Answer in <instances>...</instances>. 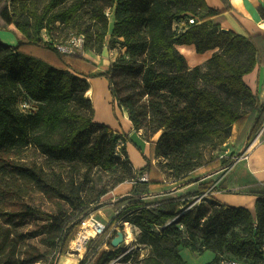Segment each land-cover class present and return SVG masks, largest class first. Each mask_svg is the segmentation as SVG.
<instances>
[{
    "label": "trees",
    "instance_id": "trees-1",
    "mask_svg": "<svg viewBox=\"0 0 264 264\" xmlns=\"http://www.w3.org/2000/svg\"><path fill=\"white\" fill-rule=\"evenodd\" d=\"M39 1L0 0V30L13 25L22 35L16 45L0 41V264H57L89 217L90 203H98V195L83 196L79 185L63 179L50 162H82L114 173L99 195L133 181L129 194L111 204L114 216L104 233L88 239L77 264H188L181 248L212 251L204 264H215L222 253L264 264V182L238 187L227 178L215 186L209 180L185 195L148 196L151 185L162 181L154 159L177 181L199 167L215 171L226 166L228 159L211 154L233 126L247 143L259 133L264 141V100L259 102L243 80L261 56L256 37L221 29L219 17L231 10L228 0H220L222 10L205 0ZM86 6L92 23L83 26L80 11ZM258 9L264 16V7ZM178 20L186 21L187 30L177 31L173 23ZM68 27L83 35L84 44L64 54L54 47L53 32ZM105 37L107 43L120 42L124 52L107 70L96 71L83 54L100 52ZM23 44L54 51L58 64L26 54ZM180 44L212 53L203 65L189 67ZM98 76L107 80L112 108L116 102L134 130L146 129L148 136L161 131L149 144L148 158L138 147L145 165L135 171L126 135L93 121L87 79ZM21 102L28 106L21 109ZM119 139L123 145L117 152ZM27 147L42 154L46 164L19 161ZM143 173L147 181L138 180ZM207 191L253 195L254 208L213 197L190 205L193 196ZM123 217L139 228V243L149 247L141 259L137 251L117 258L122 249L110 244L116 230L104 240Z\"/></svg>",
    "mask_w": 264,
    "mask_h": 264
},
{
    "label": "crops",
    "instance_id": "crops-1",
    "mask_svg": "<svg viewBox=\"0 0 264 264\" xmlns=\"http://www.w3.org/2000/svg\"><path fill=\"white\" fill-rule=\"evenodd\" d=\"M205 2L207 6L211 8L217 10L223 9V5L220 0H205ZM228 2L231 6V10L219 17L220 26L226 31L230 30L245 37H256L261 62L256 63L250 72L244 74L243 80L257 96L258 101L262 102L264 100V16L260 14L258 8L264 7V0H228ZM21 37V33L13 25H10L9 30L7 31H0V41L6 44L16 45ZM177 48L185 56L187 65L190 67L197 65L202 61L204 62L212 53V50L196 53L193 44H180ZM109 53L110 52L106 47H104L100 53L87 49L84 51V58L95 64L96 71H105V67L103 65L100 66V64L107 63L104 65H109L110 61H113L114 58L109 56ZM87 81L89 88L86 94L91 99L94 108L93 121L109 126L116 133L122 135L125 134L127 138L125 141V147H127V145L132 148L135 147V150H131V153L133 154V161H131L132 166L134 169L141 168L145 165V159L139 153L138 147H141L143 154L148 158L150 152L149 144L150 142L156 141L159 134L155 135V138H152V140L147 143V141L142 139L140 130H134L127 113L122 108H112L110 95L107 89V80L104 77L98 76L88 78ZM101 87L104 88L103 96L105 107L102 105V109L104 107V110L99 112L94 100L101 95L98 93V89ZM155 160L156 159H154L152 163L153 166L159 170L162 181L161 183L151 185L148 193L149 197L157 198L163 195H185L189 192L196 191L199 184L202 182H207L209 180L214 182L216 178H210L218 176V173L216 172L217 170H215L211 171L205 178H200L198 180L196 179L189 182H184L182 180L176 181L169 178L164 172H162L155 163ZM239 162H244L245 165H243V168L237 169L236 164ZM239 162L235 163L231 167L233 168V176L230 178V180L232 179V183L235 182L238 187H246L254 182H264V141L261 142L260 139H257V142H255L250 149L247 159ZM192 173L193 171L190 174ZM188 177L189 175L186 178ZM225 177L226 176L224 175L221 179H224ZM132 185L133 181L120 183L114 188V194L118 195L117 198L125 196L129 194ZM205 193L203 195L193 196L192 199L213 197L221 203L231 206H243L249 209L254 208L256 200V197L253 195L227 193L226 191Z\"/></svg>",
    "mask_w": 264,
    "mask_h": 264
},
{
    "label": "rangeland",
    "instance_id": "rangeland-1",
    "mask_svg": "<svg viewBox=\"0 0 264 264\" xmlns=\"http://www.w3.org/2000/svg\"><path fill=\"white\" fill-rule=\"evenodd\" d=\"M41 1L42 0H40L38 3L40 4ZM69 2H71V0L67 1V3H69ZM105 10H106V8H105ZM80 14H81V18H82L81 22H83L82 23L83 26H85V24H89V23L91 24L92 23L90 20V16H89L88 6L84 7L80 11ZM112 20H113V18L111 16H109V23H112ZM95 28H92V30L94 31ZM0 31H7V30H0ZM76 32H77L76 30L71 29L69 27L65 28V30H60L58 32L54 31L53 32V38L55 39L54 42L56 44L61 42V41L63 42L64 41L63 39H65L69 36L77 35ZM108 38L109 37H105L106 43H107ZM106 43L102 46V49L104 47H106L107 49L112 50L113 53L116 54V55H114L115 57L117 55H121L124 52L120 42H118V41L109 42L108 41V43L107 44ZM20 49L23 52H25L26 54H29L33 57L45 60L48 63H51L53 65L58 64V58H57L56 53L52 50L47 49V48L35 46L32 44H23V45H21ZM91 50L96 52L93 49H91ZM98 53H100V52H98ZM83 56H84V54H83ZM109 56H111V55H109ZM85 60L87 61L86 58H85ZM111 62L112 61H110V63ZM204 62L202 61L201 63H199L197 65H203ZM104 64H107V63H102V64H100V66L103 65L105 67V70H107L109 65H104ZM98 93H100L101 95H99V97L95 98L94 101H95L96 107H98L99 112H100V111H103L104 107H105L104 96H103L104 88L103 87L99 88ZM120 94L124 95L125 93L120 92ZM115 103L116 102H114V107H118L117 104H115ZM102 105H104L103 109H102ZM140 132H141L142 139L147 141V143L150 142V140H152V138H155V135H158L161 133V131H158L153 136H148V131L146 129L140 130ZM123 135H125V134H123ZM257 139L258 140L260 139V133L257 134L256 137H254L250 142L247 143L245 136L240 137V135L236 131L235 126H233L230 136L226 139V141L222 145H220L219 147H217L216 149H214L212 151L211 156L222 158V159H228L229 160L228 165H232L234 163L233 162L234 157L239 152L244 150V148H246V146H248L252 142H253V144L255 142H257ZM126 148H127V157L129 159V162L132 164L131 161H133V159H132L133 154L131 153V150H135V147L132 148V147L127 145ZM21 156L22 157L19 158V161H21L23 163L25 162L27 164H33V163L46 164L45 157L32 147H27L26 151L22 152ZM157 160L158 159L155 160V163L158 162ZM50 164L55 171L61 173L63 179L74 182L75 184H78L79 188L82 190L83 196L88 197L87 195H89V198H92V197L98 195V203H95V204L90 203V209L88 211V214H89V217L92 216L98 220H101L103 223H105L107 225V223L111 220V218L115 214V212H114L115 210H114L113 206H111V204L116 200L118 195L114 194V188L112 190H108L104 194H101V195H99V194H100L102 188H104L105 186L107 187L111 184V182L113 180L114 173L103 171L101 168H99L98 165L89 166V165L83 164L82 162H78L76 164H67L65 162H50ZM243 165H245L244 162L237 163L236 164L237 169L243 168ZM132 168H133V166H132ZM133 170L135 171L134 168H133ZM210 172L211 171H207L203 167H199V168H196L192 174H190L191 173L190 172L188 174L189 177L183 179L182 181L189 182V181H194L196 179L198 180L200 178H205L206 176H208L210 174ZM232 172H233V168L226 171V173H225L226 177L224 179L232 178V176H233ZM212 178L215 179L218 177L213 176L210 179H212ZM221 180H223V179H221ZM221 180H220V182H221ZM231 181H232V179H231ZM218 183H219V181H218ZM203 200H205L207 202L206 198H200V199L199 198H197V199L193 198V199H191L190 205L197 204ZM96 208H99V209L93 210ZM123 219H124V217L118 221L120 224H122L121 230H124V224L128 223L132 228L133 239L130 242H124L123 241L119 245V247L122 249V252L119 254V256L117 258L122 257L127 252L133 253L134 251H137L138 259L145 257L149 253V247H146L143 244L139 243V234H140L139 228L137 226L133 225L132 223L128 222V221H124ZM196 234H197V238L201 237V233L199 231H197ZM89 238H93V237L90 236ZM87 241H88V239L86 240V242ZM86 242H85L84 252L86 251ZM189 250H187L186 248H181L179 251L181 257L184 260H186L188 264H204L207 261H210L214 256L213 252L210 250H205L204 252H202L200 254L197 251H193V250L189 251ZM262 254L264 256V246L262 247ZM67 255H69L68 251L66 252V254L64 256H67ZM64 256L59 257L58 263ZM80 257L81 256L76 257V259L79 260ZM114 262H115V260H112V262L110 264H113Z\"/></svg>",
    "mask_w": 264,
    "mask_h": 264
},
{
    "label": "built area",
    "instance_id": "built-area-1",
    "mask_svg": "<svg viewBox=\"0 0 264 264\" xmlns=\"http://www.w3.org/2000/svg\"><path fill=\"white\" fill-rule=\"evenodd\" d=\"M187 22L188 23H193L194 22V18L193 17H189L187 18ZM173 26L177 29V31L179 32H184L185 30H187L188 28V25L186 23L185 20H178L176 22L173 23ZM43 39L44 40H49L48 39V36L43 34L42 35ZM84 44V37L83 35H73V36H69L68 38H66L63 42H59V43H55L54 42V47L61 53H64V54H70L72 53L73 51H78L81 49L82 45ZM108 51L110 52L109 54L111 55V57H113L115 59V56L116 54L113 53L112 50H109ZM117 57V56H116ZM113 59V60H114ZM28 105L25 103V102H21L20 103V108L21 109H25ZM123 145V141L122 139H119L117 141V145L115 147V150L118 152L119 151V147ZM253 146V142L251 144H249L248 146H246V148H244V150H242L241 152H239L235 157H234V163L232 165H226L224 166L223 168L217 170L216 172L218 173V178H216V180L213 182V185L212 186H215L218 181L221 180V178L225 175L226 171H228L229 169H231V167L241 161V160H244V159H247L248 157V153L250 151V149L252 148ZM138 180L140 181H147V175L146 173H143L142 175H140L138 177ZM208 192V191H207ZM206 192V193H207ZM205 193V194H206ZM90 222L91 223V228L94 232V234L92 235V237L94 236H97V235H100L102 233H104L105 229H106V224L103 223L101 220H98L92 216L88 217L87 219H84L81 221V224H80V228L83 227L86 223ZM119 222H117L112 228L111 230H109V232H107V234L105 235L104 237V240L108 239L110 236H111V232L113 230H121L120 228H117L116 225L118 224ZM120 224V223H119ZM124 232V230H122ZM125 232H124V237H123V241L125 242ZM89 239V238H88ZM215 264H246L244 263L243 261H241L240 259L230 255V254H227V253H222V254H219L218 257H217V260L215 262Z\"/></svg>",
    "mask_w": 264,
    "mask_h": 264
},
{
    "label": "bare ground",
    "instance_id": "bare-ground-1",
    "mask_svg": "<svg viewBox=\"0 0 264 264\" xmlns=\"http://www.w3.org/2000/svg\"><path fill=\"white\" fill-rule=\"evenodd\" d=\"M125 242H130L133 239L132 228L128 223L124 224ZM94 234L91 223H86L81 227L76 237L69 243V255L64 256L58 264H77L76 257L82 256L85 250L86 240ZM76 256V257H75Z\"/></svg>",
    "mask_w": 264,
    "mask_h": 264
},
{
    "label": "water",
    "instance_id": "water-1",
    "mask_svg": "<svg viewBox=\"0 0 264 264\" xmlns=\"http://www.w3.org/2000/svg\"><path fill=\"white\" fill-rule=\"evenodd\" d=\"M223 31H226L224 28H221ZM173 218L172 220H175ZM124 232L122 230H117L116 234L111 238L110 244L113 247H118L123 242Z\"/></svg>",
    "mask_w": 264,
    "mask_h": 264
}]
</instances>
